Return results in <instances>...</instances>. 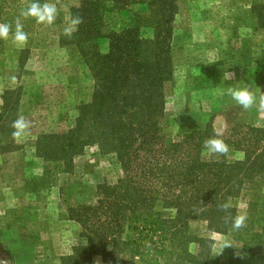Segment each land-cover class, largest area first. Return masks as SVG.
Returning a JSON list of instances; mask_svg holds the SVG:
<instances>
[{"label": "trees", "instance_id": "1", "mask_svg": "<svg viewBox=\"0 0 264 264\" xmlns=\"http://www.w3.org/2000/svg\"><path fill=\"white\" fill-rule=\"evenodd\" d=\"M177 1L75 0L68 7L67 20L78 14L83 23L72 39L63 35L64 23L58 43L84 67L87 92L61 115V130L37 133L29 143L30 161L40 163L42 177L26 179L23 187L39 194L53 186L88 146L114 159L121 175L114 183H97L93 202L67 206L80 231L62 264H85L94 255L104 264H246L264 257V128L241 124L221 135L230 150L243 154L233 161L215 154L202 159L212 128L163 132ZM78 75L69 76L67 90ZM21 90L11 86L1 95L0 155L23 152L11 126ZM60 190L67 204L66 185ZM241 197L246 223L232 230L217 205L229 203L235 216ZM192 220L225 237L221 252H213V239L189 228Z\"/></svg>", "mask_w": 264, "mask_h": 264}, {"label": "rangeland", "instance_id": "2", "mask_svg": "<svg viewBox=\"0 0 264 264\" xmlns=\"http://www.w3.org/2000/svg\"><path fill=\"white\" fill-rule=\"evenodd\" d=\"M31 2L0 0V23L12 24L14 32L19 17L28 34L23 47L11 43V33L9 41L0 39V104L4 89L21 85L15 117L22 115L30 124L28 133L15 139L23 152L0 155V264H62L61 257L72 254L80 231L69 218L67 206L93 202L97 183H114L121 175L114 159L88 146L74 157L71 173H58L53 186L39 194L23 187L26 179L42 177L40 163L30 161L29 143L37 133L61 130V115L85 99L89 83L82 75L84 67L58 43L60 29L68 21L66 12L75 0H38L55 3L63 14L62 21L58 15L50 27L20 15ZM177 4L171 42L173 72L164 88L163 132L175 136L207 127L224 134L241 124L264 128V110L258 103L244 110L227 94L232 87L248 88L257 98L264 95V0H178ZM26 49L30 53L23 52ZM75 72L80 78L67 90L65 85ZM19 73L21 78L16 80ZM211 156L202 148V159ZM242 156L230 150L226 158L233 161ZM62 185L69 195L67 204L62 203ZM244 208L241 197L238 214L243 215ZM189 228L213 239L215 253L228 242L208 231L202 221H189ZM84 263L104 264L98 255ZM246 264H264V257L247 258Z\"/></svg>", "mask_w": 264, "mask_h": 264}, {"label": "clouds", "instance_id": "3", "mask_svg": "<svg viewBox=\"0 0 264 264\" xmlns=\"http://www.w3.org/2000/svg\"><path fill=\"white\" fill-rule=\"evenodd\" d=\"M20 15L24 19L34 18L37 24L45 27L53 26L59 15V9L55 3L45 2L39 3L38 0H33L26 9H22ZM83 23V17L74 15L63 28V35L68 39H72L74 34L78 31L79 26ZM24 26L18 17L15 21V30L10 23H0V39L9 41L11 33V43L15 47H23L28 42V34L23 30ZM227 94L244 110H249L257 105L261 110H264V95L258 98L248 88H228ZM12 137L13 139L26 135L29 131L30 124L25 117L18 116L12 122ZM213 136L203 141L202 147L210 154L226 156L229 153V145L221 138V133L213 129ZM230 204L227 202L219 203L217 208L219 211L226 213L222 217L223 223L230 226L232 230H239L245 226L246 216L237 214L231 215L229 212Z\"/></svg>", "mask_w": 264, "mask_h": 264}]
</instances>
